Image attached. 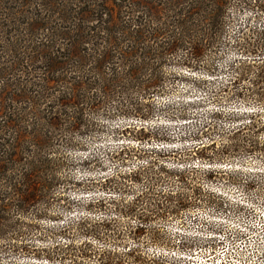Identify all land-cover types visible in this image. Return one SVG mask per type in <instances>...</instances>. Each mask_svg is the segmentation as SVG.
Returning a JSON list of instances; mask_svg holds the SVG:
<instances>
[{"label":"trees","instance_id":"16d2710c","mask_svg":"<svg viewBox=\"0 0 264 264\" xmlns=\"http://www.w3.org/2000/svg\"><path fill=\"white\" fill-rule=\"evenodd\" d=\"M235 1L130 0L127 11L116 16L109 15L112 11L89 0L86 2L89 9L80 13L86 18L81 25L79 19L82 18L76 17L78 22L73 30L70 27L51 29L50 37L56 35L61 41L71 43L63 53L58 49L40 52L43 79L36 77V82L31 83L34 90L22 88L18 95L16 86H12L11 93L5 92L1 103L0 258L2 255L32 261L33 264H43V260L48 264H63L69 248L62 243L65 238L69 244L76 236L86 241H117L122 239L121 234L115 233V238L101 231L114 232L120 222L117 218L128 217L139 221L129 235L125 234L136 244L140 235L155 230L159 232L155 226L161 223H147V216L161 215L159 217L165 220L167 216L186 212L187 196L157 191L158 187L168 185L170 181L166 180L175 178L187 187V175L195 169L189 163L195 157L202 165L220 166L224 164L221 155L235 152L236 148L216 150L210 139L209 144L201 142L191 147L184 139L175 143L167 129L158 125L116 127L114 130L120 138L126 137L127 132L135 133L129 141L140 151L144 152V146L157 143L151 151L159 157L156 162H145L128 170L129 181L139 188L130 200H123L117 206L114 200L105 196L85 201L78 197L79 193L95 190L104 194L117 193L110 187L109 180L95 181L91 176L78 178L75 175L82 170L90 174L89 169L98 164L94 155L85 154L86 147L80 142L101 133L104 120L150 121L154 98L169 91L167 84L174 83L180 76L169 74L165 67L186 68L190 73L204 71L212 75L214 68L208 64L210 58L206 56L211 53L220 55L227 48L236 51L242 64L253 69L246 76H239L235 71L238 77L234 78L233 86L240 87L242 83L246 86L238 87L234 96L244 99L249 93L257 92L258 95L253 94L254 102L264 103V27L252 31V41H241L242 33L230 40L227 35L231 20L229 8ZM258 7L261 9L259 3ZM95 11L101 15L97 14L99 19L90 18ZM89 23L95 25L87 26ZM41 30L46 31L48 27ZM234 67L236 64L232 65ZM15 105L20 107L15 108ZM188 106L190 102L177 107ZM164 107L170 109L171 106ZM209 115L212 120L222 117L218 111ZM178 116L185 119L183 111H179ZM225 117L233 119L236 124L227 128L224 134L251 140L247 139L248 133L255 134L257 119L263 116L252 111ZM215 128L213 123L200 124L187 136L191 141L199 142ZM209 150H214V155H207ZM109 156L119 158L112 151ZM164 156L173 163L165 162ZM71 193L77 196L70 197ZM108 203L117 206L113 214L109 211L114 218H90L92 212L107 215ZM56 204L66 211L73 207L71 205L79 204L83 211L77 217L71 213L60 221V216L53 214ZM155 239L154 235L153 238L147 235L144 242L153 243ZM137 251L130 249L126 255L129 257Z\"/></svg>","mask_w":264,"mask_h":264},{"label":"rangeland","instance_id":"374dc122","mask_svg":"<svg viewBox=\"0 0 264 264\" xmlns=\"http://www.w3.org/2000/svg\"><path fill=\"white\" fill-rule=\"evenodd\" d=\"M87 1L89 0H0V113L4 93H11L9 90L12 86H16L18 95L22 88L33 91L32 84L36 82V77L42 78L40 70L43 64L40 52L58 49L63 53L71 43L69 40L61 41L56 35L50 37L51 29L56 31L70 27L73 30L78 22L76 17L82 18L79 19L81 25L86 18L80 13L90 6L86 4ZM92 2L112 11L109 15L116 14V16L122 15V11H127L126 8H129L131 3L130 0H92ZM244 3L249 6H244ZM256 3H259L261 9L256 8ZM254 5L256 7H252ZM96 11L92 12L90 18L98 17L99 13ZM229 11L231 20L227 35L230 40L242 33L241 41L242 39L252 41V31L264 27V0H236L231 4ZM92 24L95 25L89 23L87 26ZM42 27H48V30H41ZM212 55L213 53L206 56L210 58L208 64L214 68L212 75L204 71L190 73L186 68L165 67L169 74L175 76L180 74V76L176 77V81L170 84L171 86L167 84L169 91L154 98L150 121L138 123L124 119L104 120L101 133L81 140V145L83 144L82 146L87 150L85 154L90 152V155H94L98 159V164L89 169L92 172L90 174L83 173L82 170L79 173L77 171L75 175L78 178L91 176L95 181L109 180L110 187L117 193L113 194L109 191L111 195L95 190L87 192L89 194L79 193L78 197L85 201L89 198L105 196L114 200L118 206L121 201L130 200L139 188L137 184L129 181L126 176L128 170L145 162L149 164L156 162L159 158L151 151L157 143L144 146V152L140 151L130 142L136 134L127 132L126 137L120 138L114 130L116 127L158 125L167 129V133L176 141L175 143H180L184 139L191 147L201 142L209 144L212 140L216 150L236 148L237 151H229L221 155L224 164L220 166L202 165L195 157L189 163L191 168L195 169L187 175L188 181H185L187 187L179 184L177 178L166 180L170 181L168 185L163 184L158 187L157 191L184 194L187 196L185 203L188 207L185 213L167 216L165 220L159 217L161 215L147 216V223L153 225L161 223L160 228L155 226L159 232L155 230L147 234L149 238H153L154 235L155 242L145 244L144 240L147 236L145 233L139 236L136 244H133L125 234L134 229L139 221L136 218L118 217L117 220L120 221L118 231H101L111 237L121 234L122 239L117 241L116 237L115 241L97 239L86 241L81 236H76L69 244L68 239H60L69 246L63 264H238L251 255L252 251L262 248L264 245V128L262 127L264 103L259 105L254 102L253 94L258 95L257 92L249 93L244 99L234 96L239 87V85L233 86L234 78L238 77V73L239 76H246L253 71L250 66L242 64L240 55L236 51L227 48L220 55ZM233 64H236L234 69ZM30 65L32 68L29 67ZM244 84L246 86V83H242L239 88ZM188 102L190 106L186 108L177 107L178 104ZM165 105L171 106L170 109L164 107ZM16 106L20 107L15 105V108ZM179 111L185 113V119L179 118ZM216 111L220 112L222 117L212 120L209 114ZM252 111L260 112L263 117L257 119V129L253 130L255 134L248 133L247 139L251 138V140H243L242 136L233 137L224 134L227 128L236 124L233 119L228 120L225 115L232 113L240 115ZM207 123H213L216 127L210 135L199 139L202 140L199 142L188 138L187 135L193 129ZM214 150L207 151V155H214ZM109 151L116 153L119 158L112 159ZM162 158L165 162L169 161V164L173 163L172 160H167L170 159L168 156ZM70 195V197L77 196L75 193ZM71 206L73 207L66 211L61 205L56 204L53 207V214L60 216L62 221L61 219H66L71 213V216L77 217L83 211V206L79 204ZM106 206L107 215L103 212H92L90 218L98 219L104 216L114 218L115 216L110 212L113 214L117 206L111 203ZM85 241L86 245L83 244ZM130 249L138 251L127 257L126 253ZM82 252L86 254L81 255ZM210 253L214 256L212 260ZM0 262L33 264L32 261L2 255ZM42 263L48 264L46 260Z\"/></svg>","mask_w":264,"mask_h":264},{"label":"built area","instance_id":"2783aa9c","mask_svg":"<svg viewBox=\"0 0 264 264\" xmlns=\"http://www.w3.org/2000/svg\"><path fill=\"white\" fill-rule=\"evenodd\" d=\"M263 234H264V229H263ZM213 253H210L209 255L211 257L210 260H212L214 257ZM247 257H245L244 260H242V262H238V264H264V245L259 250L252 251V254L248 255Z\"/></svg>","mask_w":264,"mask_h":264}]
</instances>
